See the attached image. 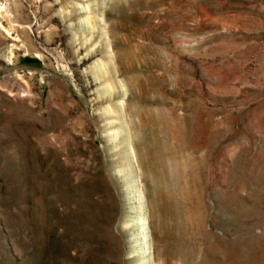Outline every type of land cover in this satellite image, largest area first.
<instances>
[{
  "label": "rangeland",
  "instance_id": "obj_1",
  "mask_svg": "<svg viewBox=\"0 0 264 264\" xmlns=\"http://www.w3.org/2000/svg\"><path fill=\"white\" fill-rule=\"evenodd\" d=\"M0 264H264V0H0Z\"/></svg>",
  "mask_w": 264,
  "mask_h": 264
},
{
  "label": "bare ground",
  "instance_id": "obj_2",
  "mask_svg": "<svg viewBox=\"0 0 264 264\" xmlns=\"http://www.w3.org/2000/svg\"><path fill=\"white\" fill-rule=\"evenodd\" d=\"M144 224V223H143ZM145 225V224H144ZM146 242L149 244V247H150V240H149V238L147 239V237H146ZM150 249V248H149ZM150 253V252H149Z\"/></svg>",
  "mask_w": 264,
  "mask_h": 264
}]
</instances>
